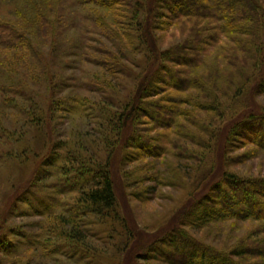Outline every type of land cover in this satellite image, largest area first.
Listing matches in <instances>:
<instances>
[{"label":"trees","instance_id":"obj_1","mask_svg":"<svg viewBox=\"0 0 264 264\" xmlns=\"http://www.w3.org/2000/svg\"><path fill=\"white\" fill-rule=\"evenodd\" d=\"M94 1L102 9L119 13L115 22L99 18L102 28L118 40L114 41L118 50L105 61L106 69L113 76L126 73L134 75L136 80L133 88L135 97L121 112L107 106H95L89 99L82 97L66 109L88 115L96 121V129L100 128L97 146L108 151L105 157L84 155L83 143L77 142L72 146L68 139L62 141L52 138L55 131L53 119L65 98L60 99L57 95L59 78L51 71L47 60L44 63L41 50L37 49L31 36L36 33L34 27L39 25L42 28L45 24L51 28L50 36L55 35L56 31L49 26L54 24L50 17L59 9L64 12L63 8L67 7L63 0H27L26 9L31 12L30 20L34 26L30 34L9 21H0V47L25 51L32 59L27 60L29 66L24 74L18 67L17 70L12 67L4 74V71H0V75H7L8 79L0 81L1 98L6 104L4 107L17 109L25 116L24 133L33 137L30 142L26 139L22 152L18 154H24V158L28 155L29 161L33 157L37 164L40 163L34 178L28 182V189L47 175L56 180L55 185L61 187V191L77 194L71 207L70 202L64 203L66 199H60L59 214L52 212L57 216L55 219L64 221L66 225L58 223V226L53 224L52 227H43L46 238L51 236L53 239H42L44 252L48 257L54 255L84 264H103L104 260H110L87 242L88 237L110 245L116 253L128 249L135 237L127 217L120 211L113 181L112 161L120 148L125 151L126 161L152 159L135 167L134 173L139 174V177L135 178L133 185L138 183L139 178L162 183L161 171H165L166 182L170 172L178 171L175 174L182 175L178 168L171 170L168 164L170 158L194 160L208 165L204 160L205 153L196 152L189 147V143L198 145L200 151H204V148L208 151L215 149L220 163L229 160L228 153L236 141L242 146L253 145L264 151V108L241 110L247 101L245 97L251 99L254 96L250 88L257 95H264V0L90 2ZM3 2L8 4L11 0H0V5ZM181 20L192 25L191 35L180 44L161 49L154 34L156 29H160V23L169 28ZM200 20L206 26L204 29H200ZM10 38L15 44L8 46ZM227 41L233 46H224ZM55 43L50 42L51 45ZM216 50H220V53L215 55V62L206 59V55L214 56ZM229 51L232 53L229 54ZM125 65L130 72L124 68ZM9 75L12 76L10 79ZM30 78L42 80L39 87L48 90V100L44 99L40 90L27 85V79ZM168 91L185 96H172ZM17 99L22 102L18 103ZM92 110H96L97 115L94 112L92 114ZM235 110L242 112L235 114ZM143 115L153 121L156 128L165 130L148 134L149 128L140 126ZM216 116L221 117L219 126L214 120ZM189 125L195 130H191ZM51 126L53 128L49 131ZM213 138L217 139L214 146ZM128 149L134 150L132 159ZM198 156H201L200 159ZM202 167L199 172L195 167V182L206 187L194 194L183 221L180 224L177 221L146 245L140 244L143 246L142 251L131 252L127 264H145L141 261L155 259H162L167 264H243L234 257L246 253V250L233 253L198 242L189 227L199 228L232 220L264 223V176L245 177L224 169L216 177V169L212 170L214 165L204 170ZM23 194L26 191L18 198ZM49 204L45 206L44 212L53 217L49 214L53 211ZM65 219L70 221V227ZM257 233H264V226ZM25 237L23 245L34 246L36 238ZM2 241L4 244L1 246L7 247L10 254L19 253L21 243L7 237ZM116 253L110 258H114ZM251 254L254 258L264 257V249L255 248Z\"/></svg>","mask_w":264,"mask_h":264},{"label":"rangeland","instance_id":"obj_2","mask_svg":"<svg viewBox=\"0 0 264 264\" xmlns=\"http://www.w3.org/2000/svg\"><path fill=\"white\" fill-rule=\"evenodd\" d=\"M90 1L63 0L67 7L63 8L64 12L62 10L60 12L59 9L50 17L54 24H49V26L56 31L55 35L51 36V28L46 26L45 23L42 28L39 25L34 27L31 24V12L26 9L27 0H11L8 4L3 2L0 5V21H9L29 34L32 32V27H34L36 33L34 35L31 34L32 42L37 49L41 50V58L44 63L47 60L51 71L57 74L59 78L58 84L60 88L57 89V95L60 96V99L65 98V101L56 110V117L53 119L55 131L52 138L62 141L68 139L72 146L77 142L78 144L83 143L82 152H84V155L92 154L105 157L108 156V151H104L97 146L100 141L98 135L100 128L96 129V121L88 115L79 112L73 113L66 109L70 108L73 103L79 102L80 97H82L89 99V102L95 106H107L111 110L121 112L130 103V99L133 100L135 97L133 88L136 80L134 75L130 76L126 73L113 76L111 71L106 69L105 61L118 50L117 45L114 43V41L118 40L113 38L114 36L107 29L102 28L99 18L102 17L109 22H115L119 13L102 9L95 4V1ZM198 22L200 23V29L206 27L203 26L202 20ZM160 26V29H156L154 34L158 40L156 41L159 47L163 50L173 44L184 42L191 35L192 25L187 24L183 20L169 28L164 23H160ZM51 41H55V45H51ZM11 44H15L12 38H10L8 46ZM27 44L28 42H26V46ZM224 46L230 48L233 44L227 41ZM15 49L0 47V71H4L2 74L12 69V67L14 70H17L16 67H18V69L22 70V74L26 72L25 69L29 66V61L27 60L30 59V55L29 53L26 54L25 51L21 52L22 50L17 49V51ZM219 51H214L216 52L214 56L206 55L208 56L206 59L210 58L215 62V55L219 54ZM230 53L232 52L229 51ZM30 60L32 61V59ZM33 61H35V58ZM127 64L133 66L131 62ZM124 68L130 72L126 65ZM134 70L136 71L137 68ZM6 77L7 75H0V81L8 80ZM11 77L9 75V79ZM27 80L29 81L27 83L28 86L40 90L45 100L49 99L48 90L39 87L41 79L33 80V78H30ZM110 83L111 85H109ZM250 91H253L252 95L254 96L251 99L245 97L247 101L245 107L241 108V110L264 108V95H257L253 88H250ZM168 92L172 96H185V94H179L175 91ZM1 97L0 93V264H84L54 255L48 257L44 252L42 239L46 238V232L42 231L43 227H52L53 224L58 226V223L66 225L64 221L60 222V220L55 219L57 216L53 214H59L60 212L61 204L58 203L60 199H66L64 203L69 204L70 202L69 207H71L72 201H74L77 194H72L71 192L67 194L61 191V187L55 185L57 184L56 180L47 175L41 177L38 184L28 189L30 185L28 182L34 178L35 170L40 163L37 164L33 157L29 161L28 155H25L24 158V154L22 156L19 154L26 144V139L30 142L33 137H30L28 133H24L26 127L25 116L17 109H11L8 106L4 107L6 104ZM3 97L5 96L3 95ZM10 97L13 98V96ZM220 100L223 101L224 99ZM17 102L22 101L17 99ZM20 105L22 106V103ZM91 107L93 109V106ZM186 108L193 109L191 106H186ZM78 110L83 112L81 108H78ZM241 110H235L234 113L239 114L242 112ZM87 112L89 113V110ZM93 112L97 115L96 110H92V114ZM200 112L203 113V111ZM141 118L143 121L140 126L149 128L148 134L153 135L156 132L165 130L160 127L156 128V124L153 121H149L145 115ZM214 120L218 126L222 123L219 116H216ZM206 122L208 121L206 120ZM49 128V131H51L53 126ZM189 128L195 130L192 125H189ZM212 141H214V146L217 143V139L213 138ZM189 147L203 155L205 153L206 159L204 158V160L207 161L208 165L205 166L203 163L194 160L170 158V162H166L170 165L171 170L174 167L178 168L182 175L178 176L175 174L178 171L170 172L171 175L169 173V180L166 182L164 179L166 176L164 175L165 171H161L163 182L158 184L154 183V181H149V179L141 180L139 178L137 180L138 183L133 185L135 178L139 177V174L134 173L135 167L150 162L151 158L146 160L139 159V161H126L124 159L126 157L125 151H122L121 148L114 154L112 171L118 205L122 214L127 217L130 227L135 232V237L128 249L120 250L121 252L118 253L110 245H105L102 241L88 237L87 242L92 244L104 258L110 259L104 260L103 264H127L130 255H132L131 252L134 254L138 250L142 251V247L150 239L169 230L177 221H180L179 224L183 221L185 210H187L194 194L200 193L206 187L204 184L199 185L200 183L195 182L197 177L196 169L198 172L201 171V165H204L202 167L203 170L204 168L209 169V167L214 165L212 170L216 169V177L224 169L245 177L264 176V151L253 145L242 146L236 141L228 153L229 160L224 163L219 162L215 149L208 151L204 148V151H200L201 149H199L198 145L193 143H189ZM85 150H88V152ZM127 151L130 152L129 157L132 159L135 156L134 150L128 149ZM200 157L198 156V159ZM150 175L152 176L153 174L151 173ZM25 191L26 194L18 198ZM48 204L52 207L51 210L53 211L49 214L53 215V217L48 216V213L45 214L44 212V208ZM54 211L55 213H52ZM65 220L67 221V226L69 225L68 227H70V223L68 224L70 221L68 219ZM262 226H264V223L259 221L232 220L224 223H210L199 228L189 227V230L193 234L194 239L218 250L233 253L234 251L241 252L246 250V253L234 257L243 264H264V257L254 258L251 254V251L253 252L255 248L264 249V233H257ZM65 235H68V233H65ZM25 236L32 239L36 238L34 246L23 245ZM5 237L22 244L18 254H10L7 247H2L4 244L2 239H5ZM48 238L53 240L51 236L46 239ZM114 253L116 255L111 259L110 255ZM141 263L167 264L162 259L142 260ZM97 264L100 263L98 262Z\"/></svg>","mask_w":264,"mask_h":264}]
</instances>
